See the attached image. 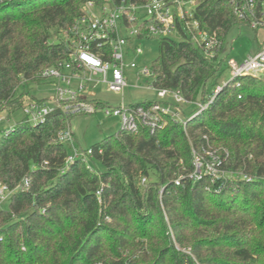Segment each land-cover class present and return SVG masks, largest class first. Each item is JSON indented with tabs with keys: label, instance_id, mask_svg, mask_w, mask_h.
Segmentation results:
<instances>
[{
	"label": "trees",
	"instance_id": "trees-1",
	"mask_svg": "<svg viewBox=\"0 0 264 264\" xmlns=\"http://www.w3.org/2000/svg\"><path fill=\"white\" fill-rule=\"evenodd\" d=\"M84 1L0 2L7 116L46 99L25 85L66 58L52 35L72 24ZM194 17L222 46L242 26L223 0H196ZM221 50L209 59L191 40L159 39L152 87L206 101L226 66ZM71 118L57 109L42 124L22 118L1 132L0 184L10 195L0 205V264H264V73L225 81L185 127L168 121L153 132L105 136L83 150H91L87 163L66 162L71 146L58 140ZM192 150H216L221 174L189 178Z\"/></svg>",
	"mask_w": 264,
	"mask_h": 264
},
{
	"label": "built area",
	"instance_id": "built-area-1",
	"mask_svg": "<svg viewBox=\"0 0 264 264\" xmlns=\"http://www.w3.org/2000/svg\"><path fill=\"white\" fill-rule=\"evenodd\" d=\"M9 0H0V2ZM231 7L242 25L253 30L264 31V0H223ZM196 0H86L81 5L80 14L71 25L57 32L65 46L66 58L51 66H46L35 75L37 80L50 83L54 93L45 100H31L20 109L23 118L32 125L42 124L49 114L60 110L66 115L80 113L95 114L102 111L104 116L118 117L125 131L136 132L146 127L150 132L164 127L168 121L186 125L181 117L182 104L187 102L179 90L156 89L158 99L152 102L112 106L107 102L99 108L95 93L91 88L104 85L106 91L122 93L127 86L125 74L126 54L131 51L139 55L138 41L155 38L173 39L177 34L181 40H191L201 47L205 56L214 58L222 48L215 32H207L200 27L194 17ZM174 40V39H173ZM230 78L236 76H257L264 73V38L258 50L241 62L225 59ZM136 70V79L149 77L150 68H138L135 61L127 64ZM225 82L216 85L204 102H197L199 110L205 109ZM153 88L151 82L148 86ZM170 96L172 102L162 101ZM5 103L0 100V120L5 119ZM60 142L69 143L71 152L66 162L81 157L87 163L88 149L79 151L74 145V135L70 127L58 133ZM192 171L188 177L196 180L204 175L214 180L221 174L222 159L216 150L199 154L192 150ZM87 167L88 164H87ZM28 179H24L26 184ZM145 179L142 178L141 182ZM176 185L179 181L176 180ZM10 195L6 185L0 184V202Z\"/></svg>",
	"mask_w": 264,
	"mask_h": 264
},
{
	"label": "rangeland",
	"instance_id": "rangeland-1",
	"mask_svg": "<svg viewBox=\"0 0 264 264\" xmlns=\"http://www.w3.org/2000/svg\"><path fill=\"white\" fill-rule=\"evenodd\" d=\"M173 36L175 41L182 39L177 34ZM263 36L264 34L260 30L254 31L245 25L233 26L224 39L221 53L225 59L241 62L256 53L260 41L264 38ZM52 39H59L58 34L54 33ZM157 42L158 40L155 38L138 41L141 53L137 56L129 51L125 58L127 86L124 87L122 93L114 94L106 91L104 85H100L91 88L95 95L112 106L120 104L121 101L125 105L156 101L158 99L157 90L148 87L150 78L142 76L137 80L136 70L130 69L127 64L133 60L138 68H150L152 61L157 56ZM222 69L223 73L218 79V84L230 79V73L224 64ZM25 89L36 98H47L54 93L53 86L50 83L41 81L39 83H28L25 85ZM162 101L172 102V99L170 96H165ZM197 102L200 101L182 104L181 110L184 115L181 114V117L183 119L197 108ZM2 115L6 117L7 112L2 113ZM22 117L21 111L16 110L10 116L0 120V137L2 131L12 128ZM121 128V121L118 117L104 116L102 111H98L95 114L80 113L73 115L70 119V130L75 139L74 145L79 151H83L91 145L100 142L107 135L115 134ZM0 205L2 208L7 206L3 201L0 202Z\"/></svg>",
	"mask_w": 264,
	"mask_h": 264
},
{
	"label": "crops",
	"instance_id": "crops-1",
	"mask_svg": "<svg viewBox=\"0 0 264 264\" xmlns=\"http://www.w3.org/2000/svg\"><path fill=\"white\" fill-rule=\"evenodd\" d=\"M264 34V31H261ZM264 37V36H263ZM261 42V41H260ZM129 54V52L126 54V56ZM125 74H126V68H125ZM93 98L99 99L101 101H103L101 98L97 97L96 95H94ZM23 118V117H22Z\"/></svg>",
	"mask_w": 264,
	"mask_h": 264
}]
</instances>
